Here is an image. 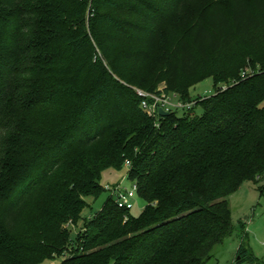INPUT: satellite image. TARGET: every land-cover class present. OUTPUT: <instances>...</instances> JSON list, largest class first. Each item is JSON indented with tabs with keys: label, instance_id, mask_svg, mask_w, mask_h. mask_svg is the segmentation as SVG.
<instances>
[{
	"label": "trees",
	"instance_id": "1",
	"mask_svg": "<svg viewBox=\"0 0 264 264\" xmlns=\"http://www.w3.org/2000/svg\"><path fill=\"white\" fill-rule=\"evenodd\" d=\"M187 1L0 0V264H208L233 235L230 197L264 176V0H220L171 31L166 92L196 105L158 129L135 91L157 88L130 76ZM210 78L216 94L193 99ZM127 162L143 213L111 197L84 220Z\"/></svg>",
	"mask_w": 264,
	"mask_h": 264
},
{
	"label": "rangeland",
	"instance_id": "2",
	"mask_svg": "<svg viewBox=\"0 0 264 264\" xmlns=\"http://www.w3.org/2000/svg\"><path fill=\"white\" fill-rule=\"evenodd\" d=\"M220 0H188L179 12L173 13L169 19L159 27V53L149 62L141 65L130 78L136 83L135 86L166 88L163 80L167 63L169 60L168 40L171 31H177L188 35L193 26L198 21L206 22L213 4ZM229 10L230 1L221 2ZM251 3V0H249ZM120 19L136 21L137 19L129 14H121ZM91 20L87 17V23ZM139 48L135 42H128L123 50H134ZM250 73V71L248 70ZM157 80L154 81V78ZM214 80L207 79L191 89V97L195 100L199 98H210L216 94ZM227 89V85H222ZM196 114L201 115V109H196ZM179 111L178 116H183ZM129 168L122 169L109 168L102 174L101 185L103 193L96 199H87L88 207L83 211L84 220H90L100 213L111 199V193L106 191L107 186H116L123 182V187L131 190L133 182L127 179ZM124 180V181H123ZM134 209L131 214L139 217L146 206V203L137 197L134 201ZM230 208L232 212L234 233L223 245L218 246L213 252V258L208 264H238L237 253L243 246L249 253V258L254 256L259 263L264 264V176L258 184L245 182L231 197ZM71 235L76 239L77 233L83 231V223L78 227H71ZM64 258H57L46 264H61ZM243 264H250L248 258Z\"/></svg>",
	"mask_w": 264,
	"mask_h": 264
},
{
	"label": "built area",
	"instance_id": "3",
	"mask_svg": "<svg viewBox=\"0 0 264 264\" xmlns=\"http://www.w3.org/2000/svg\"><path fill=\"white\" fill-rule=\"evenodd\" d=\"M243 76H247V73H244ZM135 91L142 99L141 108L150 118L155 119V126L158 129L160 128V118H163L160 115L161 110L170 114L179 111L186 113L196 105V102L186 103L182 101L179 95L167 93L164 88L158 89L154 93L139 89H135ZM126 166L130 168V162H127ZM106 191L111 193L112 198L120 209L125 211H132L134 209L133 201L138 197V186L136 183L133 182L131 190L124 188L122 182L116 186H107Z\"/></svg>",
	"mask_w": 264,
	"mask_h": 264
},
{
	"label": "water",
	"instance_id": "4",
	"mask_svg": "<svg viewBox=\"0 0 264 264\" xmlns=\"http://www.w3.org/2000/svg\"><path fill=\"white\" fill-rule=\"evenodd\" d=\"M160 115H161L162 117H166V116H169L170 113H167V112H164L163 110H161V111H160Z\"/></svg>",
	"mask_w": 264,
	"mask_h": 264
}]
</instances>
